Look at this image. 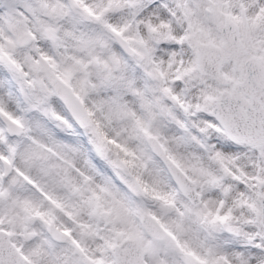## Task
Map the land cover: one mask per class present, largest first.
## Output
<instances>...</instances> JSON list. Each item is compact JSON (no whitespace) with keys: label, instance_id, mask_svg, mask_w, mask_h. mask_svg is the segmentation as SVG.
Masks as SVG:
<instances>
[{"label":"snow or ice","instance_id":"snow-or-ice-1","mask_svg":"<svg viewBox=\"0 0 264 264\" xmlns=\"http://www.w3.org/2000/svg\"><path fill=\"white\" fill-rule=\"evenodd\" d=\"M0 264H264V0H0Z\"/></svg>","mask_w":264,"mask_h":264}]
</instances>
